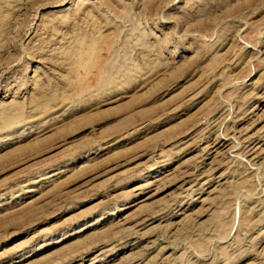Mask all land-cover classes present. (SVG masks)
<instances>
[{"label": "rangeland", "instance_id": "1", "mask_svg": "<svg viewBox=\"0 0 264 264\" xmlns=\"http://www.w3.org/2000/svg\"><path fill=\"white\" fill-rule=\"evenodd\" d=\"M0 264H264V0H0Z\"/></svg>", "mask_w": 264, "mask_h": 264}, {"label": "bare ground", "instance_id": "2", "mask_svg": "<svg viewBox=\"0 0 264 264\" xmlns=\"http://www.w3.org/2000/svg\"><path fill=\"white\" fill-rule=\"evenodd\" d=\"M66 2H67V1H66ZM63 5H65V3L62 2V3L60 4V6H63ZM89 50L91 51L92 49L90 48ZM225 139H226V138H225ZM254 147H255V146H254ZM253 153H254V152H253ZM261 157H262V156H261ZM188 187H189V186H188Z\"/></svg>", "mask_w": 264, "mask_h": 264}]
</instances>
